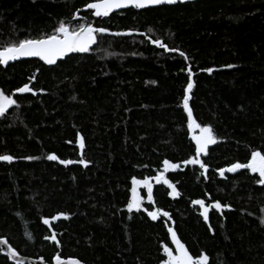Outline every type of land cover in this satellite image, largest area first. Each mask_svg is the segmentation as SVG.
<instances>
[{"label": "trees", "instance_id": "obj_1", "mask_svg": "<svg viewBox=\"0 0 264 264\" xmlns=\"http://www.w3.org/2000/svg\"><path fill=\"white\" fill-rule=\"evenodd\" d=\"M91 2L0 0V48L51 34L61 21L72 30L109 29L87 54L54 66L0 64V91L17 102L0 115V155L13 156L0 161V239L49 264L57 256L162 264L164 245L174 248L172 228L207 264H264V185L248 169L219 172L264 152V0H198L98 18L87 12L75 21ZM25 83L32 92L15 91ZM185 95L196 122L217 139L201 155L206 171L183 163L195 157L190 135L199 133L188 128ZM164 160L178 165L164 172L176 195L155 183L152 201L144 193L141 209L128 211L133 177L154 179ZM196 200L222 207H209L206 221ZM157 208L170 219L153 220L148 212ZM53 232L59 244L46 239ZM0 264L13 263L0 255Z\"/></svg>", "mask_w": 264, "mask_h": 264}, {"label": "snow or ice", "instance_id": "obj_2", "mask_svg": "<svg viewBox=\"0 0 264 264\" xmlns=\"http://www.w3.org/2000/svg\"><path fill=\"white\" fill-rule=\"evenodd\" d=\"M176 0H93V2L86 4V8L94 10V15L97 17L108 16L110 12L114 9L125 8L129 5L141 9L145 8L149 5H158L163 3H175ZM109 29L104 27H93L91 24L79 25L78 30L70 29L63 21H61L51 34L41 36L39 38H25L20 39L15 43H11L5 47L0 48V64H7L9 61H15L23 57H37L40 60L44 61L48 65H53L56 63L58 58L64 57L68 53L71 52H88L90 47L96 43L97 34H105L108 33ZM115 35H121V33H115ZM152 43L160 45L167 49V46L162 44L160 40H153ZM172 51H176V49H172ZM181 56L184 55L183 52L180 53ZM228 67H232L228 65ZM189 73H191V67L188 68ZM206 71L211 72L212 69H207ZM34 79V77H32ZM193 84L191 82V77H189V83L187 85V89L191 90ZM16 92L26 93L32 92L33 89L29 87L27 83H25L22 87H18ZM189 97L187 95L184 96L183 99V107L187 111L188 114V128L193 132L196 129H199V134L193 135L192 139L195 141V157L183 161L184 164H199L202 169L207 170V165L199 159L201 154H208V146L211 144H216L217 139L214 135L213 128L211 126L205 125L201 126V124L197 123L193 118V113L191 108L189 107ZM16 100L12 99L11 96L5 95L2 91H0V115H3L7 108L11 105H15ZM81 148H83V141L80 144ZM49 160H57L58 157L55 154H50L47 157ZM31 159V157H29ZM13 156L11 155H0V161H12ZM62 164H70L72 161L70 160H60ZM81 164H85L86 162L81 159L79 161ZM164 171L159 174V176L155 177L157 183L163 181V183L168 184L170 188H172L173 193L176 192L174 185H172L167 179L164 178V172H167L169 168H176L178 165L171 164L168 160L163 161ZM239 169H248L252 173L259 174L258 183L264 185V152L259 150H252L250 154V159L247 163H233L228 168L219 169L220 175L223 176L225 171L227 172H236ZM132 199L127 204L128 211H132L133 209L139 211L142 206V197L138 194L137 189L142 185L147 189L148 192V200L152 201V193L153 189L151 184L147 179L137 180L135 177L132 179ZM171 194V193H170ZM178 194V193H177ZM194 204L200 205L203 208L202 215L204 219L207 221L209 218V207H214L215 209H221L222 205L219 201H216L214 205L205 206V202L203 200L193 201ZM60 215H63L61 213ZM148 215L156 220L159 216L168 217L170 219L169 213L166 211H162L157 208L155 211H149ZM57 217H52V219H56ZM45 224L49 223L48 219L44 220ZM264 223V220L261 221ZM211 227V226H209ZM171 234V239L173 244L176 246L175 254L171 248L167 245H164L163 251L167 256V259L162 262V264H207L209 257L205 254H200L197 258H194L185 245L177 238V234L172 228L168 229ZM46 239L56 240L55 235L53 234L51 237H46ZM0 244L7 245V240L0 239ZM9 254L15 257L16 252L14 249L9 247ZM56 264H62L59 256L56 258ZM69 264H79L78 261L72 260Z\"/></svg>", "mask_w": 264, "mask_h": 264}, {"label": "water", "instance_id": "obj_3", "mask_svg": "<svg viewBox=\"0 0 264 264\" xmlns=\"http://www.w3.org/2000/svg\"><path fill=\"white\" fill-rule=\"evenodd\" d=\"M196 1H198V0H176L175 3H171V4H169V3H163V4H158V5H149V6H146L145 8H141V9H137V8H135V7L131 6V5H129V6L125 7V8L114 9L112 12L109 13L108 16H104V17H109V16H111V15H113V14H115V13H119V12H122V11H125V10H129V9L146 10V9H150V8H158V7H162V6H174V5H177V4H179V3H182V4H186V3H194V2H196ZM87 12H92V13H93V16H94L95 18H98L97 16L94 15V10H91V9H88V8L84 7V8H82L81 10H79L78 12H76V15H75L74 20H75V21H81V20H83L84 17L80 16V14H81V13H87ZM96 44H97V41H96L95 44H93V45L90 47L89 51H90V50H91ZM89 51H88V52H89ZM88 52H84V53H80V52H71V53H68V54L65 55L64 57L58 58L57 61H56V63L53 64V65H48V64H46L44 61L40 60V59L37 58V57H23V58H20V59H18V60H15V61H9L7 64H1V65L4 66V67H7V66H9V65H11V64H14L15 62H20V61H23V60H32V59H35V60H39L40 62H42V63H44V64H46V65H48V66H54V65H56L58 62L64 60L65 58H67V57H69V56H71V55H74V54L84 55V54H87ZM190 77H191V82H192V84H193V86H194V73L191 72V73H190ZM191 90H192V88H191ZM191 90H188V91H187V94H188V95L190 94ZM189 107H190L191 110H192V107H191L190 103H189ZM183 109H184V107H183ZM184 112H185L186 117H187V119H188V114H187V111H186L185 109H184ZM192 113H193V118L195 119L193 110H192ZM196 134H199V133H192V134L190 135V139H191V141L193 142L195 148H196V145H195V141L192 139V136H193V135H196ZM211 145H212V144H211ZM209 146H210V145H209ZM201 155H202V154H201ZM201 155L199 156V159H200V160H201ZM53 234H54L55 237H56V234H55L54 232H53ZM53 234H52V235H53ZM2 240H6V239H2ZM48 241H50L52 244H54V243H55V244H59V241H58L57 237H56V240H55V241H53L52 239H48ZM7 242H8V241H7ZM9 247H11L9 243H8L7 245H5V244H0V255H1V256H5V257H7V258L9 259V261H10L11 263H13V264H49L48 262L45 261L44 258H39V259L27 258V257H24V256L20 255L16 250H15L16 255H15V257H13V256H11V255L9 254ZM11 248H12V247H11ZM60 259H61L62 264H69V262L72 261V260L78 261L79 264H84V263H82L81 261H79L78 259H75V258L64 259V258H61V257H60ZM52 264H56V259L53 260Z\"/></svg>", "mask_w": 264, "mask_h": 264}, {"label": "rangeland", "instance_id": "obj_4", "mask_svg": "<svg viewBox=\"0 0 264 264\" xmlns=\"http://www.w3.org/2000/svg\"><path fill=\"white\" fill-rule=\"evenodd\" d=\"M84 25H88V23H85ZM173 168H169L168 169V171H170V170H172ZM240 170H242V169H239V170H237L236 172H238V171H240ZM167 171V172H168ZM236 172H227V171H225V173H224V175L226 174V173H236ZM252 173V172H251ZM253 174H257L258 176H259V174L258 173H253ZM223 175V176H224ZM159 176V175H158ZM148 180V182L151 184V186L153 187V185L155 184V183H157V181H156V179L154 178V179H147ZM159 183H163V181H161V182H159ZM166 185H168V184H166ZM172 189V188H171ZM137 191H138V194L142 197V202L144 201V198H143V194L145 193L146 195H148V192H147V189L146 188H144L142 185L137 189ZM172 194L173 195H176V192L175 193H173V190H172ZM173 250V252H174V254H175V250H176V246H175V244H174V248L172 249ZM208 263V262H207Z\"/></svg>", "mask_w": 264, "mask_h": 264}]
</instances>
